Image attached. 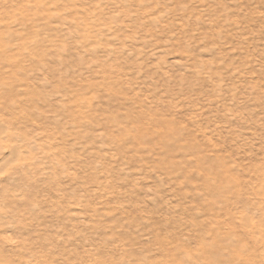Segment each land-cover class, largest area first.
<instances>
[{
    "label": "rangeland",
    "instance_id": "374dc122",
    "mask_svg": "<svg viewBox=\"0 0 264 264\" xmlns=\"http://www.w3.org/2000/svg\"><path fill=\"white\" fill-rule=\"evenodd\" d=\"M0 2V264H264V0Z\"/></svg>",
    "mask_w": 264,
    "mask_h": 264
},
{
    "label": "bare ground",
    "instance_id": "6f19581e",
    "mask_svg": "<svg viewBox=\"0 0 264 264\" xmlns=\"http://www.w3.org/2000/svg\"><path fill=\"white\" fill-rule=\"evenodd\" d=\"M1 1V0H0ZM0 4H2L1 2H0ZM7 14V6L6 5H4V4H2V8H0V16L2 17V16H4V15H6ZM1 23H2V19L0 18V25H1ZM235 212V211H234ZM235 214V213H234ZM259 240V239H258ZM264 248V247H263Z\"/></svg>",
    "mask_w": 264,
    "mask_h": 264
}]
</instances>
